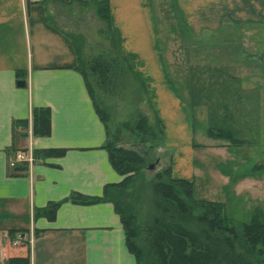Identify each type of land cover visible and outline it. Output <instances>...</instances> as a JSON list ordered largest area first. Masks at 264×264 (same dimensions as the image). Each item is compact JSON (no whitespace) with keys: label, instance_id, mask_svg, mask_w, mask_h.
<instances>
[{"label":"crops","instance_id":"crops-1","mask_svg":"<svg viewBox=\"0 0 264 264\" xmlns=\"http://www.w3.org/2000/svg\"><path fill=\"white\" fill-rule=\"evenodd\" d=\"M159 2L110 0V18L117 49L146 81L162 119L175 108L170 98L172 69L166 63L172 27L165 37L162 27L167 19L161 18ZM170 2L176 26L202 53L217 55L220 61L212 67L236 78L264 77V0ZM73 3L0 0V236L16 229V236L29 242L31 264H137L112 202L65 200L72 192L102 195L106 184L124 177L109 161L106 127L76 69L70 36H86L87 25L78 16L84 6ZM92 14L104 25L95 9ZM19 80L26 83L20 86ZM34 107L50 108L49 135H33ZM179 114L186 135L187 117ZM20 120H28V126L14 124ZM166 130L165 126L164 135ZM29 148L65 151L40 156L26 171L10 174L16 167L9 161L18 150ZM224 175L230 184V176ZM242 180L256 188L255 178ZM55 201L60 205L54 217L42 214V208ZM6 256L0 237V264Z\"/></svg>","mask_w":264,"mask_h":264},{"label":"rangeland","instance_id":"rangeland-1","mask_svg":"<svg viewBox=\"0 0 264 264\" xmlns=\"http://www.w3.org/2000/svg\"><path fill=\"white\" fill-rule=\"evenodd\" d=\"M70 1L84 6L78 11L81 23L87 25L83 59L110 51L112 41L109 33L100 32L103 25L92 14L95 9L92 0ZM159 3L161 18L167 19L162 27L164 36L168 37V27L173 28L171 39L166 42V63L172 69L170 83L174 88L170 98L175 110H169L170 114L162 118L167 133L152 139L133 130L138 114L145 115L157 130L158 106L140 76H127L123 84L110 87L105 94L92 79L95 100L109 115L110 139L145 157V163L137 170L134 189L130 190L133 196L139 193L144 196L136 203L138 210L150 215L149 183L157 171L171 166L174 177L193 180L194 199L222 203L225 214L240 229L257 212L264 218V77L230 78L220 75L217 67L208 69L207 65L220 61L217 55L202 53L184 30L176 26L170 0ZM191 91L198 96L197 103L192 101ZM180 111L183 118L187 117L186 135L179 123ZM211 126L231 130L241 140L240 144L234 147L227 140L210 138L207 130ZM157 160L160 162L156 163ZM223 173L230 176V184L225 183L227 177ZM244 177L255 178L256 188L247 180L243 182ZM128 199L126 202H131Z\"/></svg>","mask_w":264,"mask_h":264},{"label":"trees","instance_id":"trees-1","mask_svg":"<svg viewBox=\"0 0 264 264\" xmlns=\"http://www.w3.org/2000/svg\"><path fill=\"white\" fill-rule=\"evenodd\" d=\"M80 1L87 3L86 0ZM91 2L95 6L98 17L104 21L100 32L109 33L112 41L110 51H101L84 60L81 52L84 44L83 37L71 34L70 38L74 42L78 58L76 69L83 74L96 111L106 127L108 138L105 147L109 161L124 177L120 182L106 184L102 195L72 192L65 200L82 204L112 202L121 217L127 247L135 256L137 264H264L262 258L264 256V218L261 212L255 213L238 229L225 214L222 203L194 199L193 180L174 177L171 166L164 171H157L154 179L149 183L152 208L150 215H144L140 209L138 210L136 203L142 201L141 197L144 196L141 193L133 196L130 190L134 189L133 183L137 170L145 163V157L134 149L117 145L110 139L109 115L95 100L92 79L105 94L110 87L123 84L129 75L139 76L134 72L127 56L116 47L111 26L110 0H92ZM207 66L208 69L212 67ZM216 70L220 71L219 74L222 76L236 78L226 76L222 69L216 68ZM20 74L21 72L18 71V75ZM191 99L194 103L199 101L193 91H191ZM156 117L157 130L142 114H138L133 130L152 139L164 136V123L158 114ZM14 124L26 127L29 123L28 120H20L14 121ZM50 132V108L34 107L32 109L33 135L46 136ZM207 134L210 138L227 140L234 147L241 142L231 130L211 126ZM192 144L195 146L194 142ZM64 151L65 149L56 148L34 149V162L40 156L61 155ZM15 167L16 171L10 174L26 171L28 164L22 162ZM128 198H131V202H126ZM59 205V201L49 202L41 212L53 218ZM16 234V229H9L4 236H0L5 240L7 247V256L2 260V264H31L29 242L18 238Z\"/></svg>","mask_w":264,"mask_h":264},{"label":"built area","instance_id":"built-area-1","mask_svg":"<svg viewBox=\"0 0 264 264\" xmlns=\"http://www.w3.org/2000/svg\"><path fill=\"white\" fill-rule=\"evenodd\" d=\"M17 161H22L27 163L28 165H31L34 162L33 157V150L32 148H29L28 150H20L16 152L15 159L9 161V166L13 167L15 166V163Z\"/></svg>","mask_w":264,"mask_h":264},{"label":"water","instance_id":"water-1","mask_svg":"<svg viewBox=\"0 0 264 264\" xmlns=\"http://www.w3.org/2000/svg\"><path fill=\"white\" fill-rule=\"evenodd\" d=\"M17 83H18V85L23 86L26 82H25V80H19ZM159 162H160V160H157L156 163H159ZM154 164H155V163H154ZM150 167H152V164H151Z\"/></svg>","mask_w":264,"mask_h":264}]
</instances>
